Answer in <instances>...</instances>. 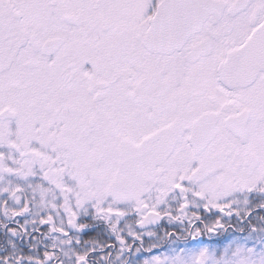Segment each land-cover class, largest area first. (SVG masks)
Wrapping results in <instances>:
<instances>
[{
    "label": "snow or ice",
    "instance_id": "obj_1",
    "mask_svg": "<svg viewBox=\"0 0 264 264\" xmlns=\"http://www.w3.org/2000/svg\"><path fill=\"white\" fill-rule=\"evenodd\" d=\"M0 264H264V0H0Z\"/></svg>",
    "mask_w": 264,
    "mask_h": 264
}]
</instances>
